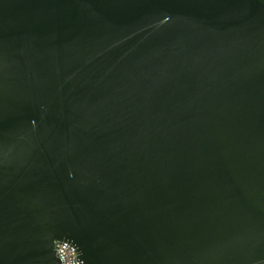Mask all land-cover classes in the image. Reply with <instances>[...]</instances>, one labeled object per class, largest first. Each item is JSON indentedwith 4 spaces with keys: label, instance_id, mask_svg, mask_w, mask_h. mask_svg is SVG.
Instances as JSON below:
<instances>
[{
    "label": "water",
    "instance_id": "1",
    "mask_svg": "<svg viewBox=\"0 0 264 264\" xmlns=\"http://www.w3.org/2000/svg\"><path fill=\"white\" fill-rule=\"evenodd\" d=\"M264 264V0H0V264Z\"/></svg>",
    "mask_w": 264,
    "mask_h": 264
},
{
    "label": "built area",
    "instance_id": "2",
    "mask_svg": "<svg viewBox=\"0 0 264 264\" xmlns=\"http://www.w3.org/2000/svg\"><path fill=\"white\" fill-rule=\"evenodd\" d=\"M55 249L61 264H81L77 249L65 241H56Z\"/></svg>",
    "mask_w": 264,
    "mask_h": 264
}]
</instances>
